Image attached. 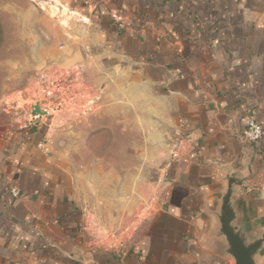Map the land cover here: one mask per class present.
Segmentation results:
<instances>
[{
  "label": "crops",
  "instance_id": "obj_1",
  "mask_svg": "<svg viewBox=\"0 0 264 264\" xmlns=\"http://www.w3.org/2000/svg\"><path fill=\"white\" fill-rule=\"evenodd\" d=\"M57 1L80 14L65 40L83 54L78 69L100 77L95 106L123 94L146 112L163 156L189 136L197 158L167 163L156 209L114 245L109 203L85 195L70 171L78 159L56 144L68 122L1 124L0 264H234L213 238L227 171L248 176L233 196L237 224L250 238L264 232V135L241 138L250 112L264 129V0ZM96 111L69 120L70 136L91 129Z\"/></svg>",
  "mask_w": 264,
  "mask_h": 264
},
{
  "label": "rangeland",
  "instance_id": "obj_2",
  "mask_svg": "<svg viewBox=\"0 0 264 264\" xmlns=\"http://www.w3.org/2000/svg\"><path fill=\"white\" fill-rule=\"evenodd\" d=\"M41 1L0 0V125L15 119L18 125L26 124L34 101L48 111L41 120L58 130L62 121L69 123L97 107L92 133L84 124L70 136L73 128L65 123L60 131L67 134L56 144H61L63 159H78L79 166L69 170L85 195L109 203L113 215L104 224L108 239L114 245L126 243L156 209L160 179L172 159L150 141L148 135L154 131L143 119L146 112L127 103L123 94L111 93L110 103L95 106L103 95L97 85L100 77L78 69L83 60L69 65L73 54L81 51L65 40V34L70 37L73 23L82 21L75 19L80 14ZM32 5L36 10L30 12ZM163 131L166 142L171 132ZM72 142L77 147L72 148ZM88 162L93 168L86 167Z\"/></svg>",
  "mask_w": 264,
  "mask_h": 264
},
{
  "label": "water",
  "instance_id": "obj_3",
  "mask_svg": "<svg viewBox=\"0 0 264 264\" xmlns=\"http://www.w3.org/2000/svg\"><path fill=\"white\" fill-rule=\"evenodd\" d=\"M35 10V5H32L30 12ZM82 60V53L75 52L69 65ZM28 110L31 118L47 117V112L42 110L37 102L29 105ZM246 180H248V176L243 177L238 173L227 171V188L221 196L220 205L216 213L218 227L213 238L220 242L216 252L221 256L232 258L234 264H258L264 253V232L250 238V235L245 233L243 228L237 224L233 196L235 189L242 186Z\"/></svg>",
  "mask_w": 264,
  "mask_h": 264
},
{
  "label": "built area",
  "instance_id": "obj_4",
  "mask_svg": "<svg viewBox=\"0 0 264 264\" xmlns=\"http://www.w3.org/2000/svg\"><path fill=\"white\" fill-rule=\"evenodd\" d=\"M254 115L255 114L253 112H250L246 115L244 127L241 130V138L245 142L256 143L264 135V129L260 124L257 123ZM35 119H37V117H30L29 122L31 123L32 120ZM196 158L197 152L189 136L181 138L171 153V159L173 161H179L185 164L194 161ZM11 193L14 197H16L18 194L15 189L11 190Z\"/></svg>",
  "mask_w": 264,
  "mask_h": 264
},
{
  "label": "bare ground",
  "instance_id": "obj_5",
  "mask_svg": "<svg viewBox=\"0 0 264 264\" xmlns=\"http://www.w3.org/2000/svg\"><path fill=\"white\" fill-rule=\"evenodd\" d=\"M50 1H53L55 4H52V7H58L59 6V2L57 0H50ZM63 9V8H62ZM35 102V101H34ZM38 104V102H37ZM39 105V104H38ZM40 106V105H39ZM42 108V110L46 111L47 112V115H48V111L45 110L42 106H40ZM44 118V117H43Z\"/></svg>",
  "mask_w": 264,
  "mask_h": 264
}]
</instances>
